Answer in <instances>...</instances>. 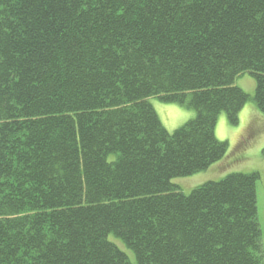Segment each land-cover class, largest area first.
<instances>
[{"label":"trees","instance_id":"16d2710c","mask_svg":"<svg viewBox=\"0 0 264 264\" xmlns=\"http://www.w3.org/2000/svg\"><path fill=\"white\" fill-rule=\"evenodd\" d=\"M245 72L264 114V0H0V264H264L259 173L172 183L225 155Z\"/></svg>","mask_w":264,"mask_h":264},{"label":"rangeland","instance_id":"374dc122","mask_svg":"<svg viewBox=\"0 0 264 264\" xmlns=\"http://www.w3.org/2000/svg\"><path fill=\"white\" fill-rule=\"evenodd\" d=\"M234 85L249 95L247 102L239 112V122L231 125L225 112L218 116L215 136L220 141L227 142V151L218 161L208 168L188 176L172 179V183L179 186L185 194L202 183L218 181L229 173L257 172L260 179L256 184L258 219L264 237V114L256 108L253 96L255 92V79L248 73L238 75ZM149 103L155 109L160 122L168 131H173L195 116V111L177 103H165L157 97H149ZM109 240L118 244L132 260L133 253L128 250L112 234Z\"/></svg>","mask_w":264,"mask_h":264},{"label":"crops","instance_id":"0c3cea01","mask_svg":"<svg viewBox=\"0 0 264 264\" xmlns=\"http://www.w3.org/2000/svg\"><path fill=\"white\" fill-rule=\"evenodd\" d=\"M262 242H263V251H264V237H262Z\"/></svg>","mask_w":264,"mask_h":264}]
</instances>
